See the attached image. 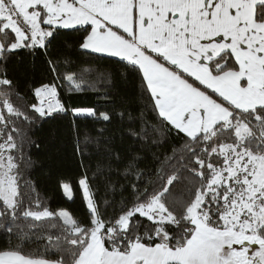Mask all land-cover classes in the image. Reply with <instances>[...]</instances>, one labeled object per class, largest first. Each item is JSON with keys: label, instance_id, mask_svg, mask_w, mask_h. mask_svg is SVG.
<instances>
[{"label": "snow or ice", "instance_id": "1", "mask_svg": "<svg viewBox=\"0 0 264 264\" xmlns=\"http://www.w3.org/2000/svg\"><path fill=\"white\" fill-rule=\"evenodd\" d=\"M66 34L76 38L53 59ZM72 52L115 58L116 71L61 73ZM22 54L42 55L53 74L23 107L6 70ZM117 76L136 86L116 113L127 135L167 150L151 170L138 154L111 155L110 197L98 198L85 168L83 217L33 202L20 186L30 162L21 125L54 114H70L76 129L78 119L110 123L113 113L66 106L58 89L112 100ZM61 189L74 199L70 182ZM0 228L18 241L0 264H264V0H0ZM25 241H46L51 255L26 252Z\"/></svg>", "mask_w": 264, "mask_h": 264}, {"label": "trees", "instance_id": "2", "mask_svg": "<svg viewBox=\"0 0 264 264\" xmlns=\"http://www.w3.org/2000/svg\"><path fill=\"white\" fill-rule=\"evenodd\" d=\"M65 31L66 30H62ZM73 35H62L51 46V57L63 58L67 55L63 45L65 41H74ZM115 58L104 57L94 60L90 56L79 55L78 52L71 53V65H66L63 59L59 62V71L79 72L81 69L98 68L100 71L115 72L117 65L112 63ZM93 61L88 63V61ZM9 77L19 85L20 93L25 97L21 101H16L22 107L25 104L35 102L31 88L38 87L42 82L52 80V72L49 70L45 58L41 56L31 57L22 54L14 62L7 66ZM95 82V76L89 77ZM115 89L111 93L112 100L103 99V92L86 91L82 93L69 94L65 91V86H61L58 91L60 99L69 107H93L98 111L113 113L110 123L97 124L92 120L78 119L79 128L73 125L70 114H54L45 120L37 119L31 125L23 124L21 127L27 133L28 139L24 145V160L30 161L21 163V191L26 197L31 196L34 202L39 198L41 205L48 207L52 211L65 209L70 211L77 218L83 217L86 209L82 200V195L77 181L81 174L88 171L92 178L96 177L93 187L98 188L97 196L103 197L107 191L109 197L111 191L106 189V179L108 175V165L111 163L115 168L116 163L110 160V156L118 154L122 160H126L129 155L138 154L141 159L139 167L151 170L155 167V154H159L166 148H141L127 135V123H122L116 113L122 109V98L132 97L135 94L136 86L132 83L123 84L119 77L115 79ZM101 88H110L111 84H98ZM135 108L136 106L133 105ZM101 127L105 128L102 137H97ZM77 132L79 136H77ZM86 138H91L92 142L86 143ZM99 140L97 143L96 140ZM30 141V143L28 142ZM175 142V141H172ZM19 143V141H18ZM79 144V151L77 150ZM83 165V166H82ZM122 167V165H121ZM103 173V174H102ZM113 182L119 179L113 171L111 173ZM70 182L74 189V199L67 200L62 192L61 183ZM120 183H124L119 179ZM34 189V190H33ZM119 189H117V194ZM127 195V193H125ZM28 199H25V207L28 206ZM39 231V229H37ZM56 231V229H53ZM17 240L11 238L4 229L0 228V250L14 247ZM46 241L31 243L24 242V250L31 254L44 253L43 245ZM46 256L51 253H44Z\"/></svg>", "mask_w": 264, "mask_h": 264}]
</instances>
